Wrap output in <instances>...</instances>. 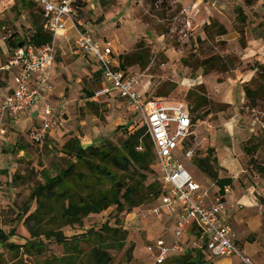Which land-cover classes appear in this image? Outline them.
Here are the masks:
<instances>
[{
	"label": "rangeland",
	"instance_id": "1",
	"mask_svg": "<svg viewBox=\"0 0 264 264\" xmlns=\"http://www.w3.org/2000/svg\"><path fill=\"white\" fill-rule=\"evenodd\" d=\"M11 1L0 0V98L12 77L6 66L13 50L7 47L6 39L15 34L27 40L33 16L38 15L42 22L37 6L24 8L20 0H13L17 6L12 7ZM80 1L77 19L84 28L112 40L119 56L139 53V63L132 62L126 71L138 80L143 98L167 93L166 100L190 104L195 95L207 98L208 102L201 103L197 111L203 115L196 120L193 157L184 161L195 180L205 185L212 182L195 164L209 147L215 149L212 156L216 158L217 154L219 163L223 158L241 163L245 154L246 172L239 179L242 184L244 180L263 178L248 161L252 157L257 164H264V0ZM65 27H70L69 20ZM73 33V29L68 30L69 36ZM260 38L263 41L257 43ZM76 49L71 44L61 57L55 45L56 57L61 61L56 75L65 80L66 86L61 95L52 94L59 129L51 136L44 133L36 141L33 135L40 131L36 119L25 126H9L7 143L0 142V230L9 234L6 242L15 244L13 249L0 244V264H94L93 248L108 252V264H153L146 246L162 233L163 225L158 226L160 220L147 211L158 203L148 188L142 187L133 197L132 201L139 203L131 209L123 200L121 209L110 206L73 223L64 221L58 210L53 218L34 225L36 242L30 241L28 226L23 223L36 207L30 197L43 183L42 174L54 175L57 169L67 167L69 159L61 152L65 140L76 136L85 146L104 142L119 145L141 125L140 115L121 98L124 104L111 96H99L98 101L87 98L89 92L99 90L101 76L93 61L84 56L79 59L73 53ZM245 87L256 91L254 107L249 106L252 98L245 96ZM188 91L193 94L190 96ZM257 133L263 138V146L247 155L243 147ZM158 171L152 165L144 173L145 185L155 179ZM218 172L219 176H227L220 169ZM124 175L127 184L138 181L131 172ZM104 187L109 184L105 182ZM27 208L30 210L25 213ZM142 210L146 212L141 214ZM50 230L61 231L64 240L48 237L45 232ZM261 254L256 259L264 264ZM234 257L215 260L225 264L233 259V264H242ZM203 258L209 260L207 255ZM163 264L179 263L170 259Z\"/></svg>",
	"mask_w": 264,
	"mask_h": 264
},
{
	"label": "built area",
	"instance_id": "2",
	"mask_svg": "<svg viewBox=\"0 0 264 264\" xmlns=\"http://www.w3.org/2000/svg\"><path fill=\"white\" fill-rule=\"evenodd\" d=\"M41 8L45 28L52 40L43 45L26 42L17 47L9 58L6 69L12 72L14 89L0 100V136L10 117H17L38 100L43 102L37 117L40 131L33 135L36 141L44 137L51 128L60 126L52 115V107L45 100V92L51 89L50 72L55 59V38L69 20L75 34V46L90 55L99 65L107 84L93 93L91 99L112 93L121 98L141 118L140 127L149 136L155 159L153 165L159 169V193L157 204L148 211L157 217L162 213L173 219L171 244L157 237L147 244V253L153 264H163L171 252H183L187 242L182 241L184 231L189 230L193 239L188 249L203 247L212 258L235 256L242 264H256L236 245L233 228L220 222L226 201L220 192L212 194L210 189L196 181L186 168L185 160L192 159L196 120L192 106L185 101H163L143 98L138 80L121 68L113 51V41L95 38L77 19L81 7L77 0H31ZM136 124H134V127ZM137 149H141L138 146ZM229 191L225 186L224 193ZM146 212L141 211V214ZM205 237V243L200 238ZM203 244V246H200Z\"/></svg>",
	"mask_w": 264,
	"mask_h": 264
},
{
	"label": "trees",
	"instance_id": "3",
	"mask_svg": "<svg viewBox=\"0 0 264 264\" xmlns=\"http://www.w3.org/2000/svg\"><path fill=\"white\" fill-rule=\"evenodd\" d=\"M77 1L81 7V1ZM20 5L24 8L37 6L31 0H20ZM38 11L42 22L37 18L38 15L33 16L32 33L27 40L16 38L15 34L8 37L6 44L10 50L14 51L19 43L30 42L40 46L51 42L52 35L45 28L40 7H38ZM139 57L138 52L119 56L121 68L126 70L127 66L132 62L139 63V60H137ZM213 60L214 58L211 59L212 63ZM204 63H209V60H205ZM263 67L261 64L262 69ZM173 87L175 88V86ZM173 87L170 90H173ZM262 90L264 91V88ZM244 92L247 98H252L249 106L254 107L256 104L254 100L257 95L256 91L245 87ZM188 94L191 96L193 92L188 91ZM89 95L91 97L93 93ZM165 95L167 93H160L148 99L166 101ZM169 99L168 101H175ZM205 102H208L207 98H201L199 95H195L193 104L187 102L192 106L191 111L195 119L202 117L203 114L200 115L197 111L201 103ZM138 146H141V149H137ZM262 146L263 138L261 134L257 133L251 135L243 148L244 152L249 155ZM61 152L69 159L67 167L65 169H57L54 175L44 172L42 174L43 183L38 184L31 193L30 199L35 202L36 207L25 216L23 223L28 226L30 241L32 242H36V238H33L34 235L32 234L35 232L33 229L34 225L39 226L44 220L53 218L58 210L60 217L64 218V221L73 223L89 213H99L110 206L121 209L123 208V200L129 202L128 209H131L132 206L139 203L133 202L132 199L139 194L138 192L142 187L150 189L155 197L159 193L158 173L155 179L145 185L147 176L144 173L149 171L153 165L155 154L151 140L145 134L144 127L139 126L128 133L119 145L104 142L101 145L90 144L85 146L77 137H71L61 146ZM206 152L207 154L204 157L195 160V164L204 175L212 179V183L218 192L223 195L225 186H230L232 179L228 176H219L218 170H222V168L217 164V159L212 156L214 148L209 147ZM248 163L256 174L264 178V164H257L252 157ZM114 170L123 174V176H117ZM129 172L137 175L138 181H133V184H127L124 180V173ZM105 182L109 184V187H104ZM29 210L30 208H27L25 213ZM45 234L48 237L53 235L56 241H59L61 237L63 240L65 238L61 231L50 230L45 232ZM8 237V233L0 230V244L5 243L9 248L13 249L15 244L6 242ZM91 254L95 259L94 264H108L111 261L108 252L105 250L100 251L93 248ZM172 261L179 264H214L206 262L202 253L193 254L192 249L187 250V248L183 255L173 258Z\"/></svg>",
	"mask_w": 264,
	"mask_h": 264
},
{
	"label": "crops",
	"instance_id": "4",
	"mask_svg": "<svg viewBox=\"0 0 264 264\" xmlns=\"http://www.w3.org/2000/svg\"><path fill=\"white\" fill-rule=\"evenodd\" d=\"M16 4H17V2H15L13 0L11 1L12 7L15 6ZM92 7H93V5H92ZM69 29L72 30L71 26L69 28L65 27L64 30L60 31L59 34H57V36L55 38V45L58 46V48L61 50V54H60L61 57H63L65 55L66 47H68V46L70 47L71 44H73L75 46V34L73 33L72 36H69L68 35ZM85 29L88 32H90L88 30V28H85ZM92 35L95 38L100 39V40H103L106 38V37L96 36L94 34H92ZM256 41H257V43H260V41L262 42L263 40L260 38ZM113 51H114V54L116 55L117 60L119 61V54L115 50L114 42H113ZM73 53H76L77 55H79V57H78L79 59L84 56V57H87L89 60H91L95 63V65H96L95 67H97V73L100 74V76H101L102 82H101L100 88L107 84V81L104 79L98 63L90 55H88V54H86V53H84L78 49L74 50ZM56 55L57 54H55V59H54L52 69L50 72V84H52V87H51V89H49L48 91L45 92V100L52 107L53 117L56 120H58L59 118L56 116V114L58 112H57V108L55 107L56 104L52 100V94L54 93L57 95H61L62 92H65L64 89L66 88V86H65V80H63V78L60 79V77L56 75V73L58 71L57 67H58V65L61 64V61L60 62L58 61L59 59H58V57H56ZM77 61H78V59H77ZM13 89H14V83H13V79L11 77V82H10L9 86L6 88V91L3 93V96L0 98V100L6 94L11 93L13 91ZM137 89L139 90V88H137ZM90 93H93V92H89L87 94V98H89L91 100V97L89 95ZM108 96H111L113 99H118L121 102H123L114 93H112ZM104 97H107V96H104ZM101 101H105V100L102 99ZM122 104H124V102ZM42 105H43V102L38 100L33 106L28 108L25 112H23L19 116L8 118L7 122L5 124L4 133L2 134V136H0V142L2 143L5 141L4 143H7V139H8L7 138V130L9 128V126H16V125L17 126L18 125L25 126V124H28L29 122L31 123V122H34L36 119L38 120L37 115H38L39 111L41 110ZM32 114H34V117L31 116ZM58 121H60V120H58ZM37 124H39V120H38ZM134 124H136V123H134ZM262 125L264 127V122ZM57 129H59V126H57L56 128H54V127L51 128L48 131V134L50 136L53 135L54 131H56ZM73 137H76V136H73ZM77 138L80 140L79 137H77ZM69 139H67V140H69ZM67 140H65V142ZM81 143L83 144L82 141H81ZM214 151H215V149H214ZM215 153H216V151H215ZM216 158H217L218 165L222 168V172L232 179V184L230 186H228L229 191L223 194L224 201H226V208L221 215L220 222L227 223L233 228L234 232L236 233V241L235 242L237 243V245L239 243L238 247L241 248L240 250H242L246 255L251 257V259L253 260L254 263L263 264L261 262V259H256V256L258 255L259 258H261V255H262L261 253H264V244L262 243V241H264L263 240V238H264V178L259 177L257 179L244 180L243 184L240 182V180H239L240 174L243 172H246V169H245L246 156L244 153H243V162H241V163L239 162V160H238V162H232V161L226 162L224 158L219 163L217 154H216ZM202 185L208 187L212 194L218 192V190L214 188L215 186L212 182L209 183L208 185H205V184H202ZM153 218H157L160 220V223L158 222V226L163 225L162 233L157 235L155 238L163 237L168 244H171V239H172V234H173V219L165 213H162L157 217L153 216ZM188 233L190 234V232L188 231L187 235L183 234V236H182L183 242L188 241L187 246L190 245L191 240L193 239L191 234L189 235ZM155 238H153L151 241H153ZM251 239H252V241H250ZM205 241H206L205 237L200 238L201 243H205ZM200 246H203V244H200ZM202 249H203V247L192 249V253L195 254V253L199 252V253H202L203 256L207 255L209 260L208 261L205 260L206 262H212L214 264H218L215 260L216 258H212V257L208 256L206 251H204ZM184 252L185 251H183V252H171L169 257L167 258V260L181 256L184 254ZM226 257H233V256H226ZM234 258L237 259V257H234ZM151 259H152V257H151ZM225 264H233V259H232V261H229V262L227 261Z\"/></svg>",
	"mask_w": 264,
	"mask_h": 264
},
{
	"label": "water",
	"instance_id": "5",
	"mask_svg": "<svg viewBox=\"0 0 264 264\" xmlns=\"http://www.w3.org/2000/svg\"><path fill=\"white\" fill-rule=\"evenodd\" d=\"M21 46H23V43H19V44H18V47H21Z\"/></svg>",
	"mask_w": 264,
	"mask_h": 264
}]
</instances>
